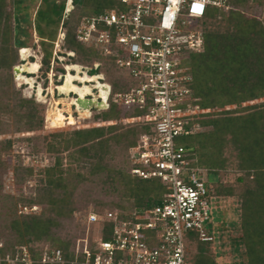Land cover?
<instances>
[{"label":"trees","instance_id":"trees-1","mask_svg":"<svg viewBox=\"0 0 264 264\" xmlns=\"http://www.w3.org/2000/svg\"><path fill=\"white\" fill-rule=\"evenodd\" d=\"M67 3L0 0V135L11 130L35 133L21 140L40 141L38 132L45 125L42 105L34 97L24 96L15 85L14 68L24 63L20 49L29 47L26 40L17 38L16 16L21 11L26 12L25 21L35 11L33 25L39 41L32 47L39 45L43 52L44 75L52 69L53 61H59L54 51L64 30L62 47L74 52L70 55L72 64L83 66L84 71L90 67L89 72L95 71L90 75L105 74L104 82L112 87L109 105L92 109L89 122L93 126L43 136L46 151L56 159L41 169L43 177L34 197L10 194L0 185V218L8 237H0L3 256L14 255L20 246H27L33 258L56 249L67 258L75 257L79 240L86 237V227L73 239L62 238L59 230L62 221L73 216L80 200L91 194L85 190L89 184L104 197L119 195L116 206L122 211L126 209L121 204L124 202L133 208L149 209L165 199L166 185L160 179H143L131 172L138 164L131 159L130 149L144 134H153L151 122L132 119L146 116L152 101L144 107L122 103L117 95L130 92L138 81L121 71L96 40L81 42L76 37L84 18L118 6V0H72L73 8L68 12ZM262 3L229 0L228 10L209 8L198 21L204 49L185 51L182 58V67L192 80L190 95L179 108L200 107L201 113L183 117V134L178 142L187 148L191 165L206 170L209 196L214 200L236 198L239 204L238 223L228 229L235 252L233 264H264V20L258 17ZM96 62L101 64L95 67ZM215 108L222 109L204 112ZM14 143V139L0 138V168L6 166L4 155L12 153ZM34 172L35 167L22 160L14 168L20 182ZM231 172L236 175L234 180L223 178ZM111 201L99 197L89 211L100 214L101 222L88 224L89 214L86 216L93 246L96 237L111 239L115 220L107 219L109 212L116 213L120 220L129 219L130 213L117 212ZM23 203L40 204L43 209L38 214L22 215L19 205ZM240 250L243 252L236 253ZM187 260L189 264H218L213 243L201 241L195 233L187 243Z\"/></svg>","mask_w":264,"mask_h":264},{"label":"built area","instance_id":"built-area-1","mask_svg":"<svg viewBox=\"0 0 264 264\" xmlns=\"http://www.w3.org/2000/svg\"><path fill=\"white\" fill-rule=\"evenodd\" d=\"M212 7L228 10L231 5L229 0H118V6L78 25L79 41L96 40L121 71L138 81L130 92L118 94L119 100L140 107L152 101L146 116L132 119L151 122L153 134H144L130 149L131 159L138 164L131 172L143 179H160L166 185L165 199L153 208H135L127 220L109 212L107 219L115 220L111 239L96 237L93 246L88 231L73 258L61 249L33 258L27 246H20L14 255L0 254V264H189L187 243L192 233L203 242L215 241L214 199L203 170L191 165L187 148L178 142L183 117L201 113H191L200 107L179 108L190 95L192 80L182 67L183 54L204 49L198 21ZM258 17L264 20V0ZM61 35L64 40L65 31ZM89 70L82 66L83 73L90 75ZM96 75L107 86L109 105L111 84L104 82V73ZM97 93L103 99L99 89ZM101 221L96 212L87 219L88 224Z\"/></svg>","mask_w":264,"mask_h":264},{"label":"rangeland","instance_id":"rangeland-1","mask_svg":"<svg viewBox=\"0 0 264 264\" xmlns=\"http://www.w3.org/2000/svg\"><path fill=\"white\" fill-rule=\"evenodd\" d=\"M72 8V0H68L66 11L68 12ZM24 17H26V12L21 11L17 13V38L26 40V44L29 45V47L25 49L26 51H24L23 48L20 49V56L21 59L24 60V63L17 66L22 68L23 72L16 75L14 70V80L16 88L21 89L24 96L34 97L35 100L42 105L41 109L45 110V125L43 130L38 132L42 135L40 141L35 140L30 142L24 139L21 140L22 137L33 136L35 133H17L14 130H11L6 134L0 135V138H11L15 140L12 153L4 155L7 162L6 166L4 165L0 168V185L5 192L10 194L18 195L21 193L24 194L25 197H34L36 195V186L40 183L41 178L43 177L41 169L53 164L56 159L55 154L46 151L45 144H43V136H49L57 131H69L75 128L93 126L95 124L89 122V119L93 116V111H80L73 101L76 94L74 92H68L66 89H61L60 87V85L66 83L68 74L72 73L76 76H78V74L84 75L82 72V66L79 65L73 67L70 58L71 54L62 47L63 40L61 34L64 30H61V33L58 36L54 51L56 57L57 54L59 55V61H53L52 69L47 75H44L43 69L41 68L43 52L39 45L37 47H32L34 43L38 44L39 41L33 25L35 11L31 17H28L27 21L24 20ZM193 27H195V25H193ZM31 58H33V60H31ZM33 63H36L37 67L32 69L31 66ZM61 68H63V70H61ZM94 72L95 71H90L88 73L90 74ZM31 74L33 76H29ZM75 83L78 85L82 84L81 81L78 80H76ZM94 93H96V90ZM235 107L236 106H233V108ZM221 109L222 108H215L204 112L218 111ZM57 118L61 119V121L57 120ZM70 120L74 122H70ZM20 160H22L27 166L35 167L34 174L27 177L25 182L18 181L14 174V168ZM64 163L67 164V158L64 159ZM203 174L207 179L206 170ZM235 176L236 175L231 172L223 178L234 180ZM85 190L88 191V194H91H86L84 198L80 200L73 216L68 217L66 221H62L63 226L59 230V235L62 236V238L73 239L75 236L82 235L84 232L83 230L86 229V233L90 230L85 219L87 214H89V211L95 208V201L99 197H103L108 201L112 200L111 206L118 208L116 209L117 212L129 213L135 209L129 202L121 203L126 207L125 210L123 209L122 211L119 209V207L116 206V203L119 202V195L104 197V195L98 194L96 188H93L90 184L86 186ZM213 205V221L215 224L212 223L211 225L216 239L212 243L217 255V262L218 264H233L235 252L230 242L231 233L228 229L231 225H237L238 223L239 204L237 203L236 198L229 197L226 199L218 198L214 200ZM19 206V213L22 215L23 213L38 214L41 213L43 209V206L40 204L23 203ZM100 228L101 227L99 226L98 229ZM6 235L7 232L4 230V222L0 218V237L7 239L8 237ZM1 242H4V240H1ZM241 252L243 251L240 250L236 253L240 254Z\"/></svg>","mask_w":264,"mask_h":264},{"label":"bare ground","instance_id":"bare-ground-1","mask_svg":"<svg viewBox=\"0 0 264 264\" xmlns=\"http://www.w3.org/2000/svg\"><path fill=\"white\" fill-rule=\"evenodd\" d=\"M24 51H26L25 49L26 48H23ZM32 49V48H31ZM29 52V51H28ZM73 67L75 66H79V65H76V64H72ZM37 67V64L36 63H33L31 68H36ZM84 75L82 74H78V76L70 73L67 75V80H66V83L63 85H60L61 89H66L68 92H74L76 94V97L73 98V101H74V104H77L76 103V99L80 96L82 98H85L87 95H96V93H94L93 91V88H98L99 89V94H100V97L103 98L102 100L104 102H106V97H107V93H108V89H107V86L102 84L101 81H99L98 79L100 78V76H97V75H88V74H85L83 73ZM53 80V79H52ZM78 80V81H81L82 84H76L75 81ZM89 82H94V83H88ZM98 95V93H97ZM80 110V108H79ZM200 109H195L193 111H191V113H196L198 112ZM82 111V110H80ZM85 112H88V110H83Z\"/></svg>","mask_w":264,"mask_h":264},{"label":"water","instance_id":"water-1","mask_svg":"<svg viewBox=\"0 0 264 264\" xmlns=\"http://www.w3.org/2000/svg\"><path fill=\"white\" fill-rule=\"evenodd\" d=\"M16 75H18L19 73L23 72L22 68H20L19 66L14 68ZM97 91L98 88H93V91ZM76 103L75 105H77L78 109L80 108V110H88L91 111L93 108L101 110V109H106L108 107L107 103L104 102L102 99H99L98 95H90L89 97H78L76 99Z\"/></svg>","mask_w":264,"mask_h":264}]
</instances>
